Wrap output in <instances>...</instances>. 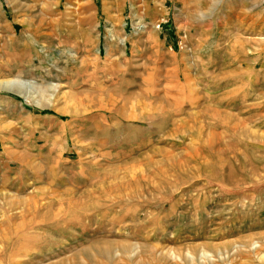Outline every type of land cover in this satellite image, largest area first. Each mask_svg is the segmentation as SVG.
<instances>
[{
	"label": "rangeland",
	"instance_id": "1",
	"mask_svg": "<svg viewBox=\"0 0 264 264\" xmlns=\"http://www.w3.org/2000/svg\"><path fill=\"white\" fill-rule=\"evenodd\" d=\"M85 263L264 264V0H0V264Z\"/></svg>",
	"mask_w": 264,
	"mask_h": 264
},
{
	"label": "bare ground",
	"instance_id": "2",
	"mask_svg": "<svg viewBox=\"0 0 264 264\" xmlns=\"http://www.w3.org/2000/svg\"><path fill=\"white\" fill-rule=\"evenodd\" d=\"M16 85H18V84H16ZM20 86H22V84H19ZM206 255H205V253L202 251V253H201V257L202 258H204ZM207 257V256H206ZM103 263V262H102ZM117 263V262H116ZM86 264V263H85ZM109 264V263H108ZM111 264V263H110Z\"/></svg>",
	"mask_w": 264,
	"mask_h": 264
},
{
	"label": "built area",
	"instance_id": "3",
	"mask_svg": "<svg viewBox=\"0 0 264 264\" xmlns=\"http://www.w3.org/2000/svg\"><path fill=\"white\" fill-rule=\"evenodd\" d=\"M157 29H160L161 28V26L160 25H157V27H156Z\"/></svg>",
	"mask_w": 264,
	"mask_h": 264
}]
</instances>
